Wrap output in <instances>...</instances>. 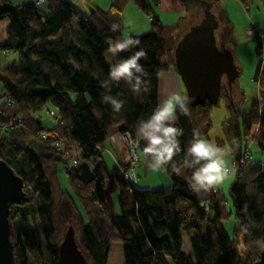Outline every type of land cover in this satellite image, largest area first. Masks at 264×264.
Here are the masks:
<instances>
[{
  "label": "trees",
  "instance_id": "obj_1",
  "mask_svg": "<svg viewBox=\"0 0 264 264\" xmlns=\"http://www.w3.org/2000/svg\"><path fill=\"white\" fill-rule=\"evenodd\" d=\"M129 1L113 0L105 13L85 15L66 0H47L44 6L0 0V53L3 58L10 52L18 54L17 61L7 64L0 57V159L22 178L27 193L26 202L10 208L15 264H58L69 220L88 264H107L112 242L121 244L122 264H253L264 250L262 164L252 160L234 170L228 189L237 220L234 239L222 227L227 217L224 195L215 187L198 199L191 186L193 169L185 165L194 132L201 138L210 131L211 104H189L187 115L177 110L175 126L183 130L178 137L181 151L162 171L172 180L167 188L141 190L126 180L123 171L130 168V159L122 171L105 164L103 145L114 133L137 139L141 160L145 144L137 131L139 123L159 104V75L175 70L179 26L165 24L153 13L152 6H159L160 0H151L152 5L132 0L151 16V29L130 35L139 44L118 52L116 59H127L143 49L146 55L139 63L148 73L144 79L150 82V90L136 94L124 80L104 86L110 65L103 56L110 42L123 39L120 14ZM213 1L220 6L219 0ZM239 1L246 5L250 0ZM258 2L264 8V0ZM113 24L119 30L112 31ZM262 37V33L254 35L257 65L252 81L259 89L264 88ZM222 86L220 97L230 117L222 127L227 143L219 146L228 147L232 161L242 162L248 154L243 141H258L252 133L255 128L264 135V97L260 96L261 105L256 98L249 108L238 111L228 86ZM106 95L124 101L119 112L103 100ZM46 105L55 110L54 125L44 126L41 117H34ZM263 144L259 142L262 151ZM38 148L44 153H35ZM73 149L78 157L66 159ZM58 165L74 197L59 186ZM181 166L186 181L176 175ZM112 178L117 189L113 215L104 185ZM105 218L115 236L106 232ZM183 235L192 256L182 249Z\"/></svg>",
  "mask_w": 264,
  "mask_h": 264
},
{
  "label": "rangeland",
  "instance_id": "obj_2",
  "mask_svg": "<svg viewBox=\"0 0 264 264\" xmlns=\"http://www.w3.org/2000/svg\"><path fill=\"white\" fill-rule=\"evenodd\" d=\"M18 0H16L17 2ZM145 1V0H144ZM15 2V3H16ZM161 6L159 9L152 6V10L155 11V13H158L160 15V20L165 24H177L179 26V30L176 36V44L186 35V33L191 29L192 24L201 23L200 21L203 19V15L205 13V8L203 7L201 9L198 3H196L193 0H161ZM145 3H149L152 5L151 0L148 2L145 1ZM160 4V3H159ZM211 10L215 12L216 18L218 21V27L215 29L216 38L218 41H220L221 38L228 37L227 41V48L232 53L233 56V63L235 64L236 68H239V76L238 79L234 82L232 85V88L230 89L231 96L233 97L234 103H236L235 107L238 111L245 110L249 108L250 102L261 95L264 97V88L259 89V85L254 83L252 81V78L254 76V65L255 60L257 61V58L255 57L256 54L253 50V45L255 46V42L253 41V38L250 39L252 43L249 45L247 40H245L242 36V31L240 30H233L231 26L228 25L227 21L224 20V17L222 16V12L217 4H213L211 6ZM201 18V19H200ZM5 26V25H2ZM236 33V34H235ZM231 37H233L231 39ZM112 43V42H110ZM110 45V44H109ZM249 49V52H251L250 56L248 55L247 50ZM247 54V55H246ZM118 53L115 57L111 56V53L107 51V53L103 56L106 63L108 65H111L117 62ZM0 57L3 58L2 54L0 53ZM18 54L14 52H10L8 56L4 57L2 60L5 62V64L17 61ZM222 83L226 85L227 81L224 77L222 80ZM235 88V89H234ZM212 112L210 115L211 119V128L207 135H202V139H206L212 143L217 144L218 146L220 143H224L226 145L227 140L225 138L224 130L222 129L223 125L226 121L229 120L230 117V111L226 108V102L224 98H220L218 103L212 107ZM49 111H54V108L50 105H46L42 111L38 113V116L41 117L43 125H54L55 122L48 116ZM264 112V109H263ZM260 134V133H259ZM116 136L119 139V142L124 145V142L120 140V136L116 134ZM259 136V142L261 144L264 143V135L262 134ZM258 139V138H257ZM261 140V141H260ZM108 141V140H107ZM258 141H253L248 138V140L243 141V148L247 150V153L251 155L252 160L259 161L261 164H264V150H260V145ZM106 144V143H105ZM125 149H126V145ZM225 149V156L224 159L227 163V166L231 169V175L225 179V181L220 184L218 189L221 192V195H224L225 200V206L227 209L226 212V218L223 219L222 227H224L225 232L228 236V238L234 239V229L237 225L236 216L234 215V205H232L231 197L229 195V186L232 180L234 179L235 173L232 168V156L230 154V151L228 150L227 146H220ZM264 149V145H263ZM35 153L42 154L44 153V149L38 148L35 149ZM78 150L73 149L71 150L67 155L66 159L75 158L78 157ZM102 156L108 159L107 152L102 151ZM141 161V160H140ZM74 163V162H73ZM75 164V163H74ZM147 165V163H146ZM140 168V164L138 165ZM26 167V166H25ZM148 170L145 172V176L142 174H139L141 176H138V178H135L133 181L137 184V186H141L142 183H146V188H150L151 190H156L159 188H167L172 184V180L170 176L164 174L162 171L160 172H153L149 166H147ZM264 168V167H263ZM112 169V168H111ZM58 175H57V181H59V186L64 191L71 192L69 190L68 186V180L66 179L65 172L62 169L61 165H58ZM151 171V172H150ZM184 172V166H181L177 169L176 175L178 174L183 175ZM186 181V179L184 178ZM105 190H106V200H107V208L108 211L113 215L114 214V208H115V201L113 200L114 197H112L113 193V187H115L116 183L115 180L112 178L110 180L105 181ZM194 190V195L196 197L204 198L207 196L209 191L207 190ZM72 196L73 193L71 192ZM74 197V196H73ZM198 198V199H200ZM77 207L80 208L79 203L75 200ZM106 222V232L109 236H115L116 233H114V230L112 228V225L107 221ZM68 224L74 227L73 221L69 220ZM74 229V228H73ZM184 247H182L183 251H185L186 254L192 256V251L190 248V242L187 240V238L183 235L182 237ZM123 262V254H122V248L121 244L118 242H112L109 252V258L107 261V264H122Z\"/></svg>",
  "mask_w": 264,
  "mask_h": 264
},
{
  "label": "water",
  "instance_id": "obj_3",
  "mask_svg": "<svg viewBox=\"0 0 264 264\" xmlns=\"http://www.w3.org/2000/svg\"><path fill=\"white\" fill-rule=\"evenodd\" d=\"M204 11L201 23L192 25L175 44L174 51V67L186 96L191 98V106L207 102L215 106L221 98L223 78H226L230 90L239 76L232 53L227 48L219 49L216 43L214 31L218 21L209 4H205ZM24 186L22 178L0 159V264H15L10 208L27 201ZM57 257L58 264H88L87 257L77 245L72 225L64 234ZM253 264H264V250Z\"/></svg>",
  "mask_w": 264,
  "mask_h": 264
},
{
  "label": "clouds",
  "instance_id": "obj_4",
  "mask_svg": "<svg viewBox=\"0 0 264 264\" xmlns=\"http://www.w3.org/2000/svg\"><path fill=\"white\" fill-rule=\"evenodd\" d=\"M111 29L117 31L119 25L113 24ZM138 44V39L128 36L110 43L108 51L112 57H115L118 52L129 50ZM145 55V51L141 49L127 59L118 60L112 64L108 73L109 79L104 81V86L107 87L110 81L124 80L131 84L134 93L148 92L150 82L144 79L148 73L139 63ZM103 100L111 104L115 112H119L124 104V101L110 95L104 96ZM190 102V97L173 93L157 105L147 120L140 121L137 131L147 142L143 153L150 157L149 167L153 172L166 171L167 165L181 151L178 137L183 134V130L175 126L178 120L176 113L179 110L181 114L187 115ZM224 156V148L200 138L199 133L194 132L193 139L187 148L185 165L193 169L191 186L195 190L213 189L227 179L231 169L227 166Z\"/></svg>",
  "mask_w": 264,
  "mask_h": 264
},
{
  "label": "crops",
  "instance_id": "obj_5",
  "mask_svg": "<svg viewBox=\"0 0 264 264\" xmlns=\"http://www.w3.org/2000/svg\"><path fill=\"white\" fill-rule=\"evenodd\" d=\"M12 1L16 2V0H12ZM66 1H68L71 5L75 6L81 14L94 15V13H99V14L105 13L106 10L111 6V3L113 0H66ZM145 1L148 2L149 0H145ZM193 1H195L199 5H202L200 6L201 9L203 7L205 8L206 3L209 4L210 11H212L211 6H213V3H215L213 0H193ZM27 2L28 0H18L16 3H27ZM46 3H47V0H44L43 3H41V6H44ZM161 3L162 2L160 0L159 6L156 7L157 9L160 8ZM219 3H220L219 8L222 12V16L224 17V20L228 21L227 22L228 25L231 26L233 30L242 31V36L245 40L248 39L247 42L249 45L252 43V41H250L251 38H253V41H254V35L256 33H262L263 37L260 39V41L262 42L263 52H264V8L261 7L258 0H250L246 5H243L239 0H219ZM154 10H153V13L158 17V19H160L161 18L160 15L158 13H155ZM212 13H214L216 17L215 12L212 11ZM120 15H121L120 16V24H121L120 33L123 39L127 38L130 35L138 36L139 34L147 33L151 29V24H150L151 16L150 15L147 16L146 14H143L132 0H130L127 3L126 7L124 8V10L122 11ZM192 25H196V23ZM232 38L233 37H231V39ZM227 41H228V37L221 38L220 41H218L216 38V43L219 49H223V48L226 49ZM253 50H254V45H253ZM247 52H248V55L250 56L251 52H249V49L247 50ZM256 65L257 63L255 60V65H254L255 68H256ZM158 78H159L158 80L159 104L167 96L173 93H179L181 95H186L185 88L183 87L181 83V79L178 76L176 70L163 72L161 75H159ZM252 133L257 134V138L259 141V136H258L260 135L259 129L258 128L253 129ZM112 138H113V141H112ZM247 140L248 139H246V141ZM105 143L103 145L104 146L103 151L107 152V157H108V159H106L105 157L102 156L105 161V164L110 169L116 167L117 170L122 171L124 168L123 165H128V162H129V156L127 155L125 146L119 142V139L116 136V133L111 134V137ZM146 143L147 142L144 140L145 145ZM149 162H150L149 157L141 154L140 168L137 169L138 176H141L139 174H142L143 176H145V172H147L148 170L147 166H149ZM262 166L264 167V164ZM178 175L182 180H184L185 178L184 172H183V175L181 174H178ZM132 183L134 186H136L137 188L141 190L150 189V188H146V185H147L146 183L145 184L142 183L141 186H137V184L134 181ZM116 190L117 189L115 185V187H113L112 197L115 196ZM197 198H200V197H197ZM114 201H115L114 212H117L116 200ZM183 247H184V244H183Z\"/></svg>",
  "mask_w": 264,
  "mask_h": 264
},
{
  "label": "built area",
  "instance_id": "obj_6",
  "mask_svg": "<svg viewBox=\"0 0 264 264\" xmlns=\"http://www.w3.org/2000/svg\"><path fill=\"white\" fill-rule=\"evenodd\" d=\"M28 1L39 5V4L43 3L44 0H28ZM257 100L259 101V103L261 105L262 97H258ZM55 114L56 113L54 111H49L48 116H50V118L55 120V118H56ZM34 117L40 118L38 116V113L34 114ZM46 136H47L46 133L41 134V137L44 140L46 139ZM119 136H120V140L124 142V145H126V152H127V155L129 156V159H130V162H129L130 168L128 170L123 171V177L126 180L133 182V180L136 178L135 177V173H137L136 169H138V167H139L138 165L140 164V156L138 155V148H139L140 144L138 143L137 139L131 137V135L129 133H121V134H119ZM112 140H113V138H112ZM58 146H59V142H56L55 147L57 148ZM245 162H247V163L253 162L251 155L247 154L245 156L244 160H242V162L232 161L233 170H235L237 166H242V164ZM231 174L232 173L230 172V175Z\"/></svg>",
  "mask_w": 264,
  "mask_h": 264
},
{
  "label": "bare ground",
  "instance_id": "obj_7",
  "mask_svg": "<svg viewBox=\"0 0 264 264\" xmlns=\"http://www.w3.org/2000/svg\"><path fill=\"white\" fill-rule=\"evenodd\" d=\"M113 141V140H112ZM116 141V140H115ZM77 161H74V163H76Z\"/></svg>",
  "mask_w": 264,
  "mask_h": 264
}]
</instances>
